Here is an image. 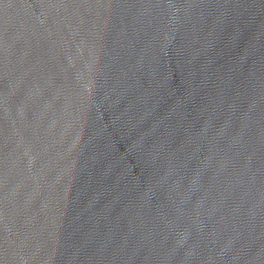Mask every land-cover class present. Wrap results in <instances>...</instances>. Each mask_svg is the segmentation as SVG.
<instances>
[{
	"label": "water",
	"instance_id": "obj_1",
	"mask_svg": "<svg viewBox=\"0 0 264 264\" xmlns=\"http://www.w3.org/2000/svg\"><path fill=\"white\" fill-rule=\"evenodd\" d=\"M0 264H264V0H0Z\"/></svg>",
	"mask_w": 264,
	"mask_h": 264
}]
</instances>
